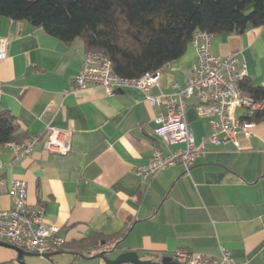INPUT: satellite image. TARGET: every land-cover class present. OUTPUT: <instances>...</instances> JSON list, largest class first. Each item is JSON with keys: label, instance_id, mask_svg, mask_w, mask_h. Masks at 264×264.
<instances>
[{"label": "crops", "instance_id": "1", "mask_svg": "<svg viewBox=\"0 0 264 264\" xmlns=\"http://www.w3.org/2000/svg\"><path fill=\"white\" fill-rule=\"evenodd\" d=\"M1 38L9 50L0 66V112L14 118L25 138H45L50 127L73 134L67 155L49 153L43 141L30 155L0 145V206L13 207L11 180L24 179L31 208L43 209L46 223L59 227L66 241L64 251L27 257L26 264H106L100 249L75 259L71 245L95 233L148 259L180 250L217 257L222 244L239 263L264 264V122L255 123L249 137L238 136L240 149L232 142L210 145L190 172L177 165L144 183L135 169L150 164L153 145L164 153L185 147L167 146L155 135V119L166 106H152L136 88L75 92L86 54L81 40L66 44L42 27L3 16ZM211 50L239 52L249 81L264 86V26L213 36ZM197 59L191 44L163 69L151 95L173 93L174 83L185 87ZM195 104L190 101L186 119L201 143L212 131ZM234 115L242 119L248 112L238 107ZM0 264H20L17 251L0 246Z\"/></svg>", "mask_w": 264, "mask_h": 264}, {"label": "built area", "instance_id": "2", "mask_svg": "<svg viewBox=\"0 0 264 264\" xmlns=\"http://www.w3.org/2000/svg\"><path fill=\"white\" fill-rule=\"evenodd\" d=\"M213 36L203 31L193 35L192 43L198 59L193 75L185 87L172 85L173 93L152 96L151 90L158 85L163 69L140 78L119 76L111 60L101 53L85 54L82 66L75 78L74 91L80 92L92 87H102L109 95L119 90L136 88L152 106L164 104L167 113H160L155 119V135L167 146L182 143V149L164 153L159 144L153 145L151 162L148 166L135 169V174L147 183L159 172L184 166L187 172L209 152L210 145L221 146L232 142L240 149L238 136L249 137L255 123L242 120L234 115L236 108H244L248 114L264 109V101L258 102L247 95L241 82L248 78L245 63L239 59V52L227 56L216 55L211 50ZM9 41L0 39V66L6 60ZM4 94L0 79V104ZM195 100V110L200 118L210 123L212 134L197 143L192 127L186 119L190 101ZM43 141L44 148L51 154L67 155L72 150L73 134L70 131L48 128L47 135L28 136L22 142H8L3 146L30 155L36 145ZM2 163L0 160V170ZM10 193L13 207L0 206V242L13 245L30 254L52 256L66 249V241L60 235V228L45 221L41 208L29 205L28 184L24 179H12ZM177 264H244L237 262L229 249L220 245V255L206 256L190 250H180L172 255Z\"/></svg>", "mask_w": 264, "mask_h": 264}, {"label": "trees", "instance_id": "3", "mask_svg": "<svg viewBox=\"0 0 264 264\" xmlns=\"http://www.w3.org/2000/svg\"><path fill=\"white\" fill-rule=\"evenodd\" d=\"M0 16L42 27L66 44L81 40L86 53L107 56L119 76L140 78L183 57L197 31L241 35L263 27L264 0H0ZM240 85L264 101V86L248 78ZM242 120L264 122V109ZM25 139L14 118L0 112V145ZM71 246L75 259L120 248L100 233Z\"/></svg>", "mask_w": 264, "mask_h": 264}, {"label": "water", "instance_id": "4", "mask_svg": "<svg viewBox=\"0 0 264 264\" xmlns=\"http://www.w3.org/2000/svg\"><path fill=\"white\" fill-rule=\"evenodd\" d=\"M0 246L11 248L17 251L18 260L20 264H26L25 263L26 257H43V258L50 257V256H39L35 254H30L20 248H17L13 245L4 242H0ZM121 250H122L121 248H115L110 252L107 253L103 252L98 256L102 258L106 262V264H177L172 256H164L161 257L160 259H154V258L148 259L140 256L137 251H121Z\"/></svg>", "mask_w": 264, "mask_h": 264}, {"label": "rangeland", "instance_id": "5", "mask_svg": "<svg viewBox=\"0 0 264 264\" xmlns=\"http://www.w3.org/2000/svg\"><path fill=\"white\" fill-rule=\"evenodd\" d=\"M27 258V257H26ZM31 258H36V257H31Z\"/></svg>", "mask_w": 264, "mask_h": 264}]
</instances>
